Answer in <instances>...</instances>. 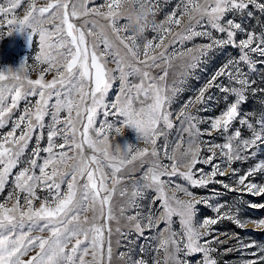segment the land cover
Here are the masks:
<instances>
[{
    "label": "snow or ice",
    "instance_id": "6c2138e0",
    "mask_svg": "<svg viewBox=\"0 0 264 264\" xmlns=\"http://www.w3.org/2000/svg\"><path fill=\"white\" fill-rule=\"evenodd\" d=\"M260 17L264 0H175L141 45L121 23L120 0L0 2V27L30 28L39 41L34 64L0 69V264H221L233 252L264 264V244L215 227L264 231V217L242 215L264 210V200L244 201L264 197V114L243 111L264 92L254 79L264 68ZM229 47L236 54L173 108L201 65ZM119 125L139 142L113 145ZM202 208L212 215L200 217ZM132 233L147 242L138 253L123 243Z\"/></svg>",
    "mask_w": 264,
    "mask_h": 264
},
{
    "label": "rangeland",
    "instance_id": "374dc122",
    "mask_svg": "<svg viewBox=\"0 0 264 264\" xmlns=\"http://www.w3.org/2000/svg\"><path fill=\"white\" fill-rule=\"evenodd\" d=\"M0 2H4V0H0ZM45 2L46 0H38L39 5H43ZM101 2L102 0H97L98 4ZM158 2H159V7L161 10L157 12L156 19L159 22L164 19V16L166 13L171 11L172 7L174 6L175 0H172V3H169L167 5L164 4V0H158ZM26 8H27V3H24L23 6L19 10H17V12L15 13V16L22 19ZM257 16L259 17V13H257ZM11 18L12 16L8 17V19H11ZM236 19L240 20L241 17L237 16ZM260 19L262 22H264V17H260ZM6 23L7 22L5 20L4 26L0 27V33H2V35H0V69H4L7 67L17 68L19 67L21 62L24 60H28L29 65L34 64L35 62L34 57L39 51L38 37L31 33L30 28H25L22 30H13L11 33H7L8 29H7ZM77 23H79V21H77ZM121 23H124V21L122 20ZM255 23H256L255 20H247V18L245 17L246 27L251 28ZM256 31H260V28L257 27ZM154 35H155L154 32L149 31L146 34V37H141L138 41L141 43V45H143L147 41V39L152 38ZM237 39H239V37H237ZM202 42H207V41H204L203 38H196L194 41V43H202ZM191 45H192V42H189L187 44V47H191ZM177 47L179 46L177 45ZM236 52H237L236 49L229 47V48H225L223 51H218L216 53H213L212 56L209 58V60L205 64H202L201 68L197 70L196 75L199 77V80L195 78L189 79L188 84L186 86L187 90L181 94V96L178 98L177 103L173 105V108L178 109L180 107V104L185 99H187V97L190 96L195 89L199 88L204 83V81L213 73V71L221 65V63L226 59V57L235 55ZM177 63H179V61ZM108 66L113 67L111 63ZM38 71L39 69L36 72L32 73V76H31L32 79L37 78ZM173 71H175V69ZM262 74H264V68H261L254 76V79H256L257 81L256 87L258 88H264V75ZM51 78H52L51 75L46 76V79H51ZM173 79H174V76L170 73L169 83H171ZM117 88H118V82L116 85H114L113 90L110 92L109 99L114 97V95L116 94ZM22 107L23 105H21V108ZM222 107H223V104L221 103L220 107L216 108L215 111L210 110L206 113H203V115L215 116L216 114H218V112L220 111V108ZM243 111H254L257 116L264 114V92L257 93L255 96L249 95L247 103L243 105ZM18 114L19 113H17V115ZM115 119L116 118H113V120ZM116 122L117 124L119 123V121H116ZM119 126H121L123 129L122 134H117L114 131L111 133V142L113 145L117 143L123 147L126 144H134V143L136 144L139 142L137 139L139 133L134 127H131V126L123 127V125H119ZM4 130L7 131L8 129L6 128ZM244 134L245 136L249 135V133L247 132H245ZM172 136L173 137L175 136V130H173ZM215 139L220 140V137H215ZM140 146L141 147L143 146L142 142ZM260 158H264V148L260 149V156L257 159H260ZM255 162H256L255 160H249L247 164H243V165L236 164L234 165V167H242L246 169L247 167H249L251 164H254ZM217 179H225V177H217ZM257 179H259V177H257ZM215 187H217V185L210 186V188H215ZM194 191L201 192L202 190L194 189ZM6 195H7V191H5L3 195H0V201H2ZM152 195L153 193H148L149 198H151ZM234 196H235L234 193H229L228 195L224 196L223 199L231 200ZM261 200H264V197H255L251 195H247L244 197L245 203L247 201H253V202L258 203ZM121 203H124V201H122L118 196L113 201V204L117 211V215L119 214L118 209ZM142 203L146 206L148 204V200H144L142 201ZM210 215H212L210 211H208L205 208L201 209L200 217L210 216ZM242 215L253 217V218H260V217H264V210L246 208L243 210ZM125 223L126 222L121 219L120 221L121 226H125ZM116 226L117 225L113 222L112 228L115 229ZM175 227L178 228L179 225L177 224L175 225ZM215 227L221 232H229V233L239 232V234L244 238L245 242L255 240L257 243L264 244V231L253 230V226L251 224L248 225L246 230H241L239 228H236L234 224L228 221L219 223ZM116 239H117V236L114 235L113 241H115ZM129 241H131V244L128 243ZM123 243L127 247H133L138 253L140 244H144L147 242L143 240L142 238L138 239L137 234L132 233L130 236L127 237L126 240H123ZM231 243L234 244L235 241H232ZM228 246H229L228 244L224 245L225 248ZM114 249H115V244H114ZM121 250H126V249L122 248ZM221 251H223V249H221ZM148 258L149 260H151L150 254ZM217 258L221 261V264H241V261L243 259H248L251 257L248 255L242 256L241 253L239 252H233L226 256L219 255ZM192 259L196 260L198 259V257L194 256L192 257Z\"/></svg>",
    "mask_w": 264,
    "mask_h": 264
},
{
    "label": "clouds",
    "instance_id": "9594fccd",
    "mask_svg": "<svg viewBox=\"0 0 264 264\" xmlns=\"http://www.w3.org/2000/svg\"><path fill=\"white\" fill-rule=\"evenodd\" d=\"M155 0H120V14L128 32L138 40L159 25Z\"/></svg>",
    "mask_w": 264,
    "mask_h": 264
},
{
    "label": "bare ground",
    "instance_id": "6f19581e",
    "mask_svg": "<svg viewBox=\"0 0 264 264\" xmlns=\"http://www.w3.org/2000/svg\"><path fill=\"white\" fill-rule=\"evenodd\" d=\"M131 139V138H130ZM114 141V140H113ZM135 144V143H134Z\"/></svg>",
    "mask_w": 264,
    "mask_h": 264
}]
</instances>
